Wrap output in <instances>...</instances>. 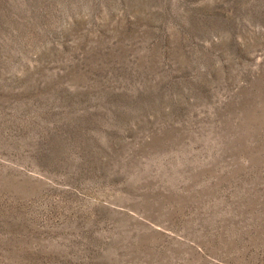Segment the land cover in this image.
Masks as SVG:
<instances>
[{
    "label": "rangeland",
    "instance_id": "1",
    "mask_svg": "<svg viewBox=\"0 0 264 264\" xmlns=\"http://www.w3.org/2000/svg\"><path fill=\"white\" fill-rule=\"evenodd\" d=\"M0 264H264V0H0Z\"/></svg>",
    "mask_w": 264,
    "mask_h": 264
}]
</instances>
